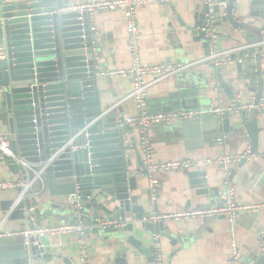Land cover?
I'll use <instances>...</instances> for the list:
<instances>
[{
	"label": "water",
	"instance_id": "water-1",
	"mask_svg": "<svg viewBox=\"0 0 264 264\" xmlns=\"http://www.w3.org/2000/svg\"><path fill=\"white\" fill-rule=\"evenodd\" d=\"M212 27L222 38L229 29L243 37L246 45L264 40V0H213ZM168 12L173 4H165ZM194 42H202L206 56L210 54L211 35L207 10L203 5L193 21L178 18ZM231 38V36H229ZM0 45L7 58L0 61V126L8 134L12 150L27 162L49 164L42 174L50 199L44 202L25 199L12 215L25 222L27 228L44 227L46 222L85 224L88 234L104 238L115 254L113 264H137L139 256L154 253L155 234H160L176 252L188 247V228L167 224L161 216L158 198L133 196L137 190V174L131 171V152L143 165L138 143L127 136L135 127L125 117H108L102 110L101 79L107 74L100 67L103 59L98 37L92 32L87 11L70 8L69 0H17L0 7ZM261 48V47H259ZM253 48L233 55L239 73L250 78L246 85L254 96L236 102L237 113L218 114L207 103L212 79L227 94L233 96L220 68L210 73H198L192 67L176 76L167 95L157 102L162 113L196 112L192 119L180 123L184 136L196 139L195 148L204 143H217L222 133L235 144H249V154L260 155L259 116L264 115V79L254 73ZM240 96V95H239ZM238 96V97H239ZM250 106V109H243ZM175 126V125H170ZM243 161L239 168L244 166ZM2 163L14 176L27 180L26 172L16 163L0 155ZM145 172H141L143 174ZM197 195L215 204L218 188L211 187L208 172H186ZM236 170L231 172L233 179ZM16 183L15 180L10 179ZM18 195L22 189H16ZM77 194L83 208L75 207ZM16 200V199H15ZM15 200L5 207V213ZM42 202V203H41ZM223 205L218 207L221 208ZM32 208H34L32 210ZM225 217V216H224ZM250 218L252 226L261 219L260 213L239 211L237 223ZM208 223L203 229H207ZM25 237H0V264H27L31 255L52 260L55 254L45 248L42 239H30V252ZM162 242V241H161ZM172 258V257H171ZM153 260V259H152Z\"/></svg>",
	"mask_w": 264,
	"mask_h": 264
},
{
	"label": "crops",
	"instance_id": "crops-1",
	"mask_svg": "<svg viewBox=\"0 0 264 264\" xmlns=\"http://www.w3.org/2000/svg\"><path fill=\"white\" fill-rule=\"evenodd\" d=\"M17 0H0V7ZM89 1L113 2L116 0H69L70 8L80 9ZM174 11L168 12L163 4H144L138 8V22L141 35V57L146 65L160 64H188L200 61L206 56V49L202 42H194L190 33H187L181 25L179 17L186 21H193L196 13L203 7L201 0H175L172 2ZM92 32L98 37L101 45L100 52L103 59L99 60L100 67L107 68V74H102L101 79V104L102 110L108 111L112 106H118L108 117L131 118L137 116V104L133 99L124 101L133 91L134 83L131 77L111 76L110 73L118 70H126L131 66V56L127 40L126 17L122 10L110 11L101 10L90 13ZM257 25L263 26L264 21L259 19ZM217 30V29H216ZM225 36L218 39V50L227 51L246 45L243 37L235 35L227 28L223 33ZM231 36V38L229 37ZM264 41V40H263ZM264 52V47L254 48ZM257 60L258 74L264 79V59L254 56ZM216 67H204L202 65L194 68L198 73L208 72ZM220 71L233 96L227 95L212 79V86L209 90L207 103L212 109H216L221 103L225 108L235 107L238 99L249 101L254 94L249 92L246 85L250 78L245 73H239L236 63L226 67H220ZM155 77L149 75L146 81L150 82ZM176 76L160 81L151 86L149 90V103L151 112H160L157 102L160 97L167 95L175 83ZM264 81V80H263ZM240 95V97H238ZM124 101V102H123ZM172 114V113H170ZM260 145L259 154L252 155L253 158L246 160L244 166L239 168L241 163L234 164L229 168V175L220 165H213L206 169L211 187L218 188V196L214 198L215 204L208 209L204 205L209 203L204 197L197 195V190L190 185V179L185 171H169L157 173L155 178L159 181L158 207L161 216H175L182 213H198L201 211H212L224 204L226 181L236 187V200L239 206L258 207L251 213H260L261 219L253 226L250 218L240 224L235 221L231 223L224 215L212 218L189 216L179 219L167 218V224H173L177 228H188L191 234V242L188 247L176 250L169 241L164 238L162 248L167 259V264H232V248L236 244L237 251L241 257V264L255 262L259 264L264 255L261 254L264 246V115L259 116ZM0 131L5 130L0 126ZM224 135L223 133L221 134ZM126 136L133 142L138 143L139 134L135 128V134ZM150 137L153 143V159L155 163H162L171 160H196L206 158H218L225 153L233 155L249 154V144H235L230 142L227 136L223 143H204L203 147L195 148L196 139H187L180 128V123L175 126L158 125L150 130ZM140 151V147H139ZM141 152V151H140ZM142 154V153H141ZM143 158V156H142ZM132 168L137 171L140 166L135 152H131ZM236 170L233 179L231 172ZM192 171V170H191ZM189 171V172H191ZM10 179L20 183L21 176H14L0 163V184L10 182ZM38 189V186H37ZM46 191L36 197L35 200L44 202L50 199ZM44 191V190H43ZM151 195L150 179L147 173L137 175V190L132 192L133 196L140 198ZM18 198L15 189L0 191V229L2 233H17L27 228L22 220H15L12 216L2 226L5 215V207L11 200ZM41 202V203H42ZM220 209V208H219ZM194 215V214H192ZM206 223L207 229H203ZM64 222H46L44 227L64 225ZM45 248H50L55 254L52 260L36 259L37 264H79V238L76 235L60 234L49 235L42 238ZM89 260L91 264H113L115 254L112 247L102 237L89 234ZM153 254L139 256L137 264H154ZM172 257V258H171ZM153 259V260H152Z\"/></svg>",
	"mask_w": 264,
	"mask_h": 264
},
{
	"label": "built area",
	"instance_id": "built-area-1",
	"mask_svg": "<svg viewBox=\"0 0 264 264\" xmlns=\"http://www.w3.org/2000/svg\"><path fill=\"white\" fill-rule=\"evenodd\" d=\"M175 0H116L113 2H103V1H89L79 10L87 11L89 13H94L95 11L101 10H110L117 11L122 10L126 17V31H127V40L128 46L131 56V66L126 70H118L110 73L111 76H121V77H131L134 83V89L132 93L124 99V101L133 99L137 104V116L126 118L125 121L127 124L135 127L138 130L139 134V147L143 156V165L135 174H141V172H145L148 174L150 179V192L152 199H156L159 189V181L155 178L157 173L169 172V171H185L189 172L191 170H204L213 165H220L223 167L229 175L230 166L242 163L245 160H250L253 158L252 155L244 154V155H233L229 153H225L224 155L218 158H206V159H188V160H171L162 163H155L153 159L154 147L150 137V130L154 126L158 125H175L177 123H182L186 120L192 119L195 115H198L196 112H178V113H162V112H151L150 111V103H149V90L152 85L163 81L165 79L178 76L183 72L188 71L192 67H196L202 65L204 67H226L232 63L240 62L243 60L233 59V55L236 53H240L241 51H246L251 48H259L264 47V41L257 42L253 45H242L238 48L227 50V51H219L218 50V37L215 35L217 31L212 27V24L215 22L216 18L213 15V0H201L203 5L207 10L208 17V26L210 27L209 34L211 35L210 41V54L205 56L200 61L191 62L188 64H160V65H146L142 61L141 57V35H140V27L138 22L137 11L141 5L144 4H172ZM261 57L264 59V52H262ZM7 58V53L5 48L0 45V61ZM254 64H257V60H254ZM257 67L254 69V73H258ZM152 75L155 78L147 82L146 77ZM240 97V96H239ZM241 98V97H240ZM123 101V102H124ZM240 101V99H238ZM118 106H112L106 113L112 112ZM250 106H244L243 109H250ZM261 109L264 110V105H261ZM235 107L231 106L225 108L221 103L216 109L215 112L218 114H224L225 112L229 113H237ZM227 136H222L218 138L219 143H223L226 140ZM0 155L3 158L4 156L8 157L9 160L18 164L27 175L26 181H21L20 183L13 182H3L0 184V191H4L6 189H17L21 188L22 191L18 195V198L15 200L14 204L11 206L9 210L6 211L4 215V220L2 222V226L7 222V220L13 215L17 207L22 203L25 199H36L38 195H40L45 189V185L42 179V174L48 168V165L52 163L56 156H53L49 161V164L45 165H35L27 162L25 159L21 158L18 154H16L11 148V141L8 134L0 131ZM227 188L225 192V200L224 204L220 209L212 210V211H201L198 213H182L177 214L175 216H154L153 221H159L161 219L166 218H175L179 219L181 217H189V216H200V217H208L212 218L215 216H226L231 223H235L236 216L239 211H255L258 207L256 206H239L236 200V187L226 181ZM38 186V189H37ZM75 207L80 211L83 208L82 197L77 194L75 199ZM34 208H32L33 210ZM194 214V215H192ZM88 227L82 222L79 224H64L53 227H39L35 229L26 228L21 232L17 233H2L0 229V237H17L24 236L25 246L27 250L30 252V239H42L49 235H60V234H71L76 235L79 238V255L78 261L79 264H91L89 260V234ZM154 238V264H167V259L164 254L161 242L160 234H155ZM261 254L264 255V246L262 245ZM232 264H241V257L239 252L237 251L236 244H233L232 248ZM27 264H37L36 260L30 255L27 261ZM247 264H257L255 262H249Z\"/></svg>",
	"mask_w": 264,
	"mask_h": 264
},
{
	"label": "trees",
	"instance_id": "trees-1",
	"mask_svg": "<svg viewBox=\"0 0 264 264\" xmlns=\"http://www.w3.org/2000/svg\"><path fill=\"white\" fill-rule=\"evenodd\" d=\"M258 262H259V264H264V257Z\"/></svg>",
	"mask_w": 264,
	"mask_h": 264
}]
</instances>
